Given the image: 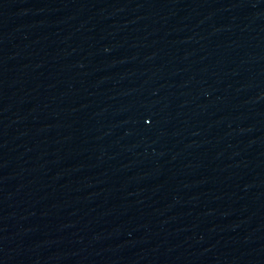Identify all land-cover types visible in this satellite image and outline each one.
<instances>
[{
    "label": "water",
    "instance_id": "1",
    "mask_svg": "<svg viewBox=\"0 0 264 264\" xmlns=\"http://www.w3.org/2000/svg\"><path fill=\"white\" fill-rule=\"evenodd\" d=\"M157 264H264V0H92Z\"/></svg>",
    "mask_w": 264,
    "mask_h": 264
}]
</instances>
